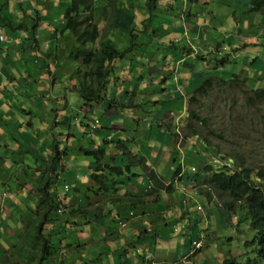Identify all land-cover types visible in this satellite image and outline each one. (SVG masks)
I'll return each mask as SVG.
<instances>
[{
  "label": "rangeland",
  "instance_id": "374dc122",
  "mask_svg": "<svg viewBox=\"0 0 264 264\" xmlns=\"http://www.w3.org/2000/svg\"><path fill=\"white\" fill-rule=\"evenodd\" d=\"M53 1L55 0H51V2ZM222 1L224 2L223 6L220 5L221 0H205L204 2L208 3L207 7L203 8L204 4H201L200 8L203 9H196L195 6L191 10H189L190 6H188V4H190V0H154V8L152 9L148 8L145 4L148 0H138V2L145 4V8L137 7L133 11L131 5L125 9L122 6H118L121 7L124 13L123 15H127L118 16L117 19L120 22V24L117 22V26L119 27L118 37L120 38V40H118L119 48L122 50L125 44V50H127L130 41L131 46L134 44H137L138 46V49L132 46V48L136 51H127L124 55L125 59H123L121 63L128 66V61H132L137 57L133 66H137L138 62L142 61V63L148 62L150 67H156V69H152L155 71V82L147 85V91L144 92L137 90L136 92L137 97H144V99L141 100L140 106L137 107L138 111L137 109L136 111L133 109L125 110V113L122 114H124L123 118L127 120L126 123L121 122L120 117H116L114 119L115 124L119 125L121 122V125L126 127V130L128 131L126 134L128 135L123 133L121 135H123L126 139L129 137V144L132 146L134 144L137 152H142V154H146V156L151 154H154L155 156L159 151L164 150L163 153L166 152V155H168V153L171 154V147L173 145V150L178 148H182L183 152L186 148L189 150V154L185 157L184 162V166L188 168H191L192 166L199 167L202 164L201 156L205 157L206 161L210 164H214V162L215 164H220L217 163V159L225 164L228 155H233V162L236 164L249 165L253 167L261 166L264 169V123L262 122L264 117V101L257 102L254 106H251L248 99L254 95L250 92V80L245 83L241 82L243 77L247 76L251 79H257L260 73L256 72L262 71L263 65L254 64L249 70V60L247 61L249 57L245 56L244 53H232L229 49H235L236 46L232 43L231 46L227 45L228 42H233L234 39L240 38V35L245 41L246 39L247 41H254L256 38L260 39L257 37V34H264V31L256 29L261 26L260 22L264 17H260V15L256 13H246V10H243L244 15L242 14L240 17L237 16L234 21V11H239V8L242 6L251 8L252 5L249 6L246 3L244 4L245 0ZM4 2H6V0ZM132 2L134 3V0H132ZM249 2L251 4L252 0H249ZM97 3H99V1ZM236 3H239L241 6L235 8ZM66 4V2L58 4V8L53 10L52 13L63 15L64 9L68 5ZM103 5H105V3ZM7 7L8 6L5 5L4 9L7 10ZM173 7L174 10L170 11ZM188 11H192V17L189 19L187 17L186 19ZM214 11H217V24L214 19L212 20L214 24L210 19L211 13ZM11 12L12 13L10 14L18 13L13 9ZM44 16L46 15L44 14ZM182 17L185 20L181 21ZM115 19L116 17L114 16L112 9H108L103 16L101 15L98 17V22L101 24L102 34L105 35L106 38L108 32H116L115 28L112 27L110 31L108 28L109 24L112 26V24L116 21ZM11 21L12 23H15L14 20ZM42 23H46V20H43ZM130 24L131 28L134 30L131 32L138 37L136 39L129 35V31L131 29L129 26ZM30 26L33 28V24ZM231 26H236L238 30L241 29L242 33L237 30H227ZM182 30L185 31V35L181 33ZM6 31L11 34L21 33V31L16 32L11 30L9 26H5L3 28L4 35ZM252 34H255V37L251 38ZM232 35H234V38H232ZM38 36L39 45L49 42L45 32H40ZM153 37L166 40L164 42L166 44H154ZM124 38L125 40H123ZM127 38H130V40L127 41ZM173 38H175L173 43L175 46L171 47L170 43ZM218 42H223L226 48H228L222 52H226L229 57L231 56V59L229 60L230 63L223 67H221L220 64H217L218 60L221 58L219 57V51H217L218 53L213 51ZM29 43L30 44L22 46V53L28 52V48L34 45V43ZM49 43H51V41ZM160 43L163 42L161 41ZM259 43L260 42H257V44ZM51 46H55L54 41ZM60 46L61 45H59V47ZM183 47H192L193 53H191V55H187L185 53L186 51H184L185 48ZM42 49L47 52L46 46L42 45ZM70 51L71 50H68L69 54ZM262 51L263 50H261V53ZM14 52H16L15 49L10 51V53ZM151 53L157 54L159 57L157 59L151 58ZM69 54L68 57L66 56L63 59V56L58 53V58L52 59L51 57L49 59L50 64L47 62L46 58L42 57V60L35 59V61H40L42 65H40V63L33 62L31 65L28 64L29 70L27 69V63L23 61L17 62L15 65L12 63L9 64L8 62H2L0 63V69H6L8 65H14V69L16 71H31L32 82L28 87H36L37 85H40V83H38V78L40 74H44V81L41 78L39 79L43 81L44 85L37 89L40 92L37 97L34 96V94H36L35 91L30 92V90H28L25 103L20 104L16 111L17 116L10 119L11 124L8 125L9 130H13L16 126L19 127L20 125H23V127H20L19 130L24 131L23 133L26 134L30 132L31 135H28V137H31L32 139L31 141L28 139L23 141L22 137L20 138L21 145H16L15 152L17 155L14 157V160L20 161V156L24 155L26 150H29V146L33 149V153L37 154L39 157L42 156V153L45 154L46 150L50 153L53 151L55 153V147H58L62 153L65 151L69 152V149H71L69 157H62L61 162L65 165L61 168V171L59 170V173H47L50 168V165L48 164L49 162L46 165L44 163L41 164L45 165L44 175H46V178L50 179L49 184L51 185V188L54 189V195L57 194V197H60L59 200L67 205L73 204L78 206L85 202L84 199L86 197L84 195L79 196V191L82 188L84 189V193H86V186H89L86 184L90 180L87 176L93 168V159L86 157L81 149L84 148L86 150H91V142L93 141L104 145L105 139L110 137L111 134L115 135L113 130L117 129H102L101 126L107 118L102 114L103 108H100V104L99 106L95 104L94 109L87 113L82 111L83 102L80 96L77 93H74L73 90L78 87L80 88V86L85 83L86 80L83 74L87 68L82 67L79 64H74V61L70 59ZM203 54V57L198 58L199 55ZM38 56H40L39 53ZM164 56L165 58L169 57L167 61L163 59ZM250 58H253V56H250ZM175 60L177 61V64ZM261 62L264 63V59H261ZM216 64L217 67L214 68ZM126 65H121V67L125 68ZM76 69H80L82 74L78 77H71L70 80V76ZM38 70H40V74L36 76ZM251 72L253 73L251 74ZM235 73L239 75V78L241 77V81L238 82V85L230 87L228 82L229 80H232V76ZM129 76H131V74L128 75V77ZM260 76L263 77L264 74ZM13 77L17 78L15 76ZM26 78L27 77L23 76L22 78H17L16 81L14 80L15 86H24ZM209 79H211L210 81L213 83L212 89L207 90L205 94L195 95L192 92L197 84L202 85L203 82ZM219 79H223L228 82L225 85H216V82H218ZM132 80L133 79L131 77L130 82ZM8 83L9 82L7 81L4 85L7 87L9 86ZM259 83H261L260 85L264 87V81ZM116 85L117 83L113 78L108 85L109 94L112 92L111 96H114ZM129 87H131L130 84ZM11 88L13 89V86H11ZM169 88H172L173 90L176 88V90L180 91L182 97L184 96V98L186 97L189 99L194 97L195 100L192 104L188 102L187 111L184 110L183 112H180L177 107H174V103H172L173 105H170L171 108H164L166 113L170 111V114L175 117V120H173L174 122L170 125L174 133L179 132L175 143L170 142V133L167 130L161 131L156 127V123L155 126H153V131L151 133L148 132V129L145 134L143 133L146 131L143 128L149 127L147 120H150L151 116L147 112L144 113L142 111H146L149 105L151 111L159 110L162 102H164V106L169 105L166 103L168 97H165V95H167L166 90H169ZM14 92L17 97L19 96L18 98L20 100L22 98V94H19L16 90ZM129 93L130 92L128 91L123 92L122 94L121 91V93L117 95L116 100H121L123 97L126 99L129 96ZM170 99L172 100V98ZM177 103L180 106L179 100H177ZM183 104L184 106L186 105L185 102ZM183 104H181V106ZM190 112L196 113L199 117L209 120L210 127H197V133L199 134L197 135V138L190 136L191 133L187 127ZM122 114L120 113V115ZM131 115L133 117H138V122L140 123L139 127H141L140 129H136L137 126L134 128ZM95 118H98L96 120H99L100 126H97V130L92 132L91 127ZM158 118H160L161 121L163 120L162 115H159ZM167 121L170 122L169 120ZM210 129L213 133L210 132ZM158 132L161 133L159 134V137L157 136ZM214 132L219 136L218 139L215 138ZM185 135L190 136L194 140L184 139ZM16 136L17 135L15 134L12 135L11 139L14 140ZM166 137H168V140L165 139ZM149 138L153 141V143L151 142L148 144ZM172 140L173 139H171V141ZM200 142L209 150V152H200V150L204 147L203 145H200ZM11 144L13 145L12 142ZM24 144L28 145V147H25ZM39 146H41L40 149L36 151ZM103 147L105 149L108 148L110 151V148L106 145ZM216 150L218 152H216ZM219 157H224V162L220 160ZM174 159L175 158H171L170 163L173 162ZM48 160L49 159L47 158L46 161ZM8 162L12 163V159H8ZM163 164L164 161L161 155L155 163V166L158 167V170L163 172V177L166 175L168 178H171L174 172L169 171V168H164ZM21 166L23 167L21 168ZM2 167L3 165L1 164V168ZM38 167V164L33 165L31 161H29V164L24 163L23 165H7V168L12 170V172L7 173V177H3L0 174V182L4 179L8 182V185H5L4 187L2 185L0 186V192L5 193L13 191L14 196L19 200L25 196L26 190L32 191L31 196H37L38 193L36 185H27V179H31L30 170H34L35 168L37 169ZM21 169L24 170L28 176L22 174ZM189 174H191L190 171ZM58 175L59 179L56 177ZM203 175V172H199L198 180L192 183V185H196L197 191L201 190L197 185H203L201 184L204 179L201 178ZM146 179L150 182L148 177H146ZM80 180L82 185H78V181ZM171 186H175L176 191L179 189L178 185ZM147 187L148 186L146 185L144 188L146 189ZM153 188H151L146 195L141 193L144 198L139 199V202H137V204L140 205L132 207L135 214L134 218L130 220L127 225L124 224L126 226H123L119 230L118 234L120 235V238H118V241L121 243L122 247H125L127 240H129L128 233L135 232V236H137V234L142 236V234L146 235L149 234V231H151V238H149L148 242L144 246L150 248L153 261L157 264H181V254L184 245L187 243L189 245L186 251L188 256L190 255L193 246L191 247L190 245V237H186L185 229H180L178 233H174V231H176V228H179L180 225H183L184 223L187 224V221L189 220L191 224L194 225V238L191 239V242L198 241L202 244L206 243L205 245H202L200 248L201 251L197 253L195 258H192V261L189 264H217V258L220 257L221 259L223 255L239 254L237 250H240V246L244 242L243 240L245 236H251V233L246 230L244 225L240 226L239 231L241 232H238L237 228L233 227L231 217L228 216V212L225 210H222V212L219 211L221 221L218 226L214 227L213 221L218 219L214 216V214L212 216L213 219L208 217L206 221V214L212 211V208L217 209L221 207L223 204L221 200L227 201L225 197L223 199H217L213 193L212 197H214V205L212 207L206 199V196L202 194H200L202 196H190V198L188 197L185 199L184 194L188 195L187 192H182V195H178L176 192L175 199L177 204H180L179 201H183V205L187 213L185 215L186 220L180 221L177 215H174L170 219V213L173 211V209H170L173 206V200L171 197L163 194L159 197L158 201L153 203V196L151 200V195H147L150 192L151 194H154L152 190ZM180 188L182 191L183 188ZM117 193L120 195H128L125 193L123 194V190L120 186H118ZM54 195V199H58L55 198ZM32 202H34L33 199ZM197 207H200L201 211L198 212L196 210ZM111 209L113 213L119 212L120 207L114 204V206H111ZM5 210L7 212V209L4 205H2L0 207V221ZM148 211H150V214L147 213ZM177 214L181 219H184V215L180 214L179 210L177 211ZM124 217L127 218V215H124ZM76 220L80 222L79 219ZM113 220L117 222V218L114 216L106 218L105 223L108 230L112 228L116 229L117 225L111 222ZM151 227L154 228L151 229ZM146 228L147 230H145ZM207 229H212L210 232L211 239L209 240V244L204 238V234ZM137 230L138 232L136 233ZM1 232L5 233L3 230ZM54 232H56V230H54ZM76 235L80 237L81 245H84V249L74 254L75 257L73 255H65L60 251L58 253L59 255L61 254L65 256L71 264H79L84 258H86L85 260H93L95 259L96 254H101L103 255L102 264H111L106 260V258L107 256H112V242L98 243L95 241L92 243L90 236H86V231L77 233ZM106 236L107 234L105 233L102 235V238L105 241H108L105 239ZM94 238H98V235L94 236ZM10 241L11 239L1 237L0 235V247L6 249L7 251L10 250L11 252L12 246L10 245ZM70 243L71 239L62 238L59 249H64L63 252H66L69 250L67 247ZM56 246L57 245H55V247ZM174 253L176 254L175 260L172 259Z\"/></svg>",
  "mask_w": 264,
  "mask_h": 264
},
{
  "label": "trees",
  "instance_id": "16d2710c",
  "mask_svg": "<svg viewBox=\"0 0 264 264\" xmlns=\"http://www.w3.org/2000/svg\"><path fill=\"white\" fill-rule=\"evenodd\" d=\"M98 1L99 3H97ZM153 1L154 0H148L146 3L148 8L152 9L154 7ZM192 1L193 0H190V2ZM245 1L244 4L246 3L249 6L252 5L251 8L249 7L246 13L257 12L256 14H259L260 17H264V0H252L251 4L249 0V3ZM122 2L123 0H69V4L64 9L62 17L63 28L59 31V33H68L70 36H72L76 44L71 48L69 57L75 60L80 66L87 68L83 74L86 80L85 83H83L80 88L78 87L73 90L74 93H77L80 96L83 102L82 108L86 113L94 109L95 104L97 106L100 104V108L105 107V109H103V115H105V112L113 111L115 112L116 116V112H122L127 108H137L140 106L141 100L144 99V97L141 96L137 97V90L145 92L148 89L147 85L149 83L155 82V71L152 69H156V67H150L148 62L142 63V61H139L137 66H133L134 62L137 60V57L134 56L136 59L132 61L129 60L128 66L121 63V61L125 59L124 55L127 51H136L132 48V46L138 49L137 44L132 46L130 45L131 47L129 46L127 50H125L124 45L123 49L120 50L118 44V40H120V38L118 35H113V38L109 39L108 36L106 38L105 35L102 34L98 17L101 15L103 16L108 9H112L114 16L116 17V21L114 22L115 25H117V22L120 24V22L117 20L118 16H127L126 14L123 15L124 13L121 7H118L121 6ZM104 3L105 5H103ZM1 7L2 6H0V8ZM131 7L133 8V5H131ZM234 14V19H236L237 16H241V14L237 15L236 11H234ZM34 19L35 21L33 28L30 27L32 32L36 30V21L39 20L38 17H33V20ZM8 22L11 21H8V19H4L0 16V50L3 48L2 45H4L6 42L8 43L7 36H5L6 32L5 35L3 34V28L6 25L8 26ZM260 25L261 26H259V28L256 30L260 29L264 31V18H262ZM129 26L131 28V24ZM19 27H21V25ZM115 29L117 32L119 31L117 30V27ZM227 30H237L242 33L241 29L238 30L236 26H231ZM131 31H134L133 28L130 29L129 35L133 36L132 38L134 39L138 38L137 35ZM255 34H252L251 38L255 37ZM257 37L260 39L256 38L254 41H247L245 38V41L240 35V38L234 39L233 42H228L227 45L231 46L232 43L236 46L235 49H229L232 53H244L245 56L249 57V59H247V61L249 60V70L254 64L263 65L262 71L256 72L260 73L258 78L251 79L247 76L243 77V80L241 81V77L239 78V75L235 73L232 76V80H229V82L223 79H219L218 82H216V85L220 86L225 85L228 82L230 87H234L238 85V82L240 81L245 83L250 80V92H252L254 95L248 99L251 106H254L257 102L264 101V87H262L260 85L261 83H259L264 81V76H260L264 74V63L261 62V59H264V34H257ZM232 38H234V35H232ZM174 40L175 38L172 39L171 43H174ZM257 42L260 43L257 44ZM172 47H174V45H172ZM227 49L228 48H226L223 42H218L213 50L215 52L219 51L220 53L219 57H221V60L219 59L217 64H220L221 67L230 63L229 60L231 59V56L229 57L226 52H222ZM261 50H263L262 53ZM184 51H186L185 53L187 55H191V53H193L192 47H185ZM151 54V58L157 59L159 57L157 54ZM203 56L204 54L199 55L198 58ZM250 56H253V58H250ZM168 58L169 57L165 58L164 56L163 59L167 61ZM120 64L126 65V67L122 68ZM217 64L215 67L213 65V67L216 68ZM252 73L253 72H251V74ZM81 74V70L76 69L70 76V79L71 77H78ZM130 74L131 76L128 77ZM131 77L133 80L130 82ZM113 78L117 85L114 96H111L112 92L109 94L108 85ZM210 80L211 79L203 82L202 85L197 84L195 88L192 86L194 88L192 92L195 95L205 94L207 90L213 88V83ZM129 84L131 87H129ZM172 88H169V92L167 95H165V97L169 98H167L166 102L169 105L164 106V102H162L159 110L151 111L149 105L146 111H142L144 113L147 112L150 114L153 120V122H151L152 126H150L148 129L149 133L153 131V126H155L156 123V127L160 130L161 128L163 130L165 128H170L169 131L171 137H177L179 135V132L174 133L171 131L172 127L170 125L174 122L173 120H175V117L170 114V111L168 113L164 111V108H171L170 105L172 103L175 104V108L177 107L178 110L181 109L180 106L182 104V96L180 91L176 90V88L173 90ZM121 91L122 94L123 92H130V103L125 102L126 99H124V97L123 99L121 98V100H116L117 95L120 94ZM170 98H172V100ZM177 100L180 101V106L177 103ZM193 101H195L194 97L190 98L188 102L192 104ZM105 102L107 105H105ZM183 106L184 105L181 107L183 108ZM183 109L187 111V107H184ZM159 115H162V121L160 118H158ZM96 119L98 118H95V121ZM95 121L91 127L92 132L97 130V126H100V123L97 124ZM262 122L264 123V117ZM208 126L210 127L209 120L205 118L203 119L196 113L190 112L187 124V127L191 133L190 136L197 138V135H199L197 133V127L208 128ZM210 132L213 133L211 129ZM214 135L215 138L218 139L219 136L215 132ZM190 136L185 135L184 139L194 140ZM151 142L153 143V141L149 138L148 144ZM129 143L130 140L122 136L118 137L117 139H114L112 136L105 139L104 145L110 149L112 147L110 150L112 153L117 152L116 155L113 154L111 156L107 155L110 153L107 152L109 151L108 148L105 149L103 147L104 145L95 143V141L91 142L95 148H91V150H86L84 148L81 149L86 157L93 159V168L87 176L91 181V185L86 187L87 190L91 191L90 193L92 195L89 194L88 196V194H85V202L81 205H67L63 204L61 201H57V199L55 200L53 197L54 189L51 188V185L49 184L50 179L46 178V175H42L40 178H37L35 181L38 193L37 196H31L32 191L26 190L25 196L21 198V200L18 199L19 202H16L14 206L9 205V209L13 210L11 213L16 216V225L20 224L22 231L21 235H16L13 238H7L11 239L10 245L12 246V251H7L4 248L2 250L0 249V264H71V262L67 260L65 256L61 254L59 255L58 253L60 251L65 255L74 256V254L82 251L84 249V245H81L80 237L76 234L83 231H86V236L89 235L90 237L93 233L98 232L99 240L102 242H105L102 238V235L105 233L107 234L105 239L113 243L111 245L112 256H108L106 258L109 263L114 264L113 257L118 255L121 258V264H133V261L135 264H145L143 261L144 257H147L145 256L147 254L142 252V250H144L146 247L144 246L147 243L146 241L151 238H147L151 231L148 232L149 234H142V236L140 234L135 236V233H131V236H129L130 240L127 242V246L130 248L122 247L121 243L118 241V238H120L118 233L121 229V226L124 224L127 225V223L130 222L128 220H132L135 216L132 207H137L136 205H140L137 204V202H139V199L144 198L133 195L130 192L125 193L128 195H120L117 193L118 186L125 183L118 181L117 178L126 176V179L128 180L137 176V173H134L131 170L135 157H131L130 160L128 156H126V152L129 151L131 153L135 149L134 144L132 146ZM200 145L203 144L200 142ZM54 149L56 150L55 153L54 151L51 153L50 162L48 163L50 168L47 173L54 172L52 167H54L57 162L61 161V156H68V151L62 153L58 147H55ZM70 150L71 149H69V152ZM200 152H209V150L204 146ZM216 152L218 151L216 150ZM188 154L189 150L187 148L184 150V152L182 148L171 152L170 158H175L173 163L176 164V167H174L175 174L172 176V179H174L176 175H178L185 167L183 160ZM124 155L126 158L122 159L121 157ZM175 155L178 156L175 157ZM219 159L223 162L225 160L224 157H219ZM233 160L234 156L228 155L225 164L222 162L221 164H210L205 160L204 157H201L202 164L197 170H195L196 173H185V176L181 181L187 180V182L190 181L189 183L192 184L198 180L199 172H203L204 175L201 176V178L204 179L202 180L201 184H203L206 188L195 192L193 196L198 197L200 194L206 196V199L212 205V207L214 205V197H212L213 193L217 199H223L224 197L227 199V201L221 200L223 203L221 207L217 209L212 208V211L206 214V221L208 217L213 219L212 216L214 214V216L218 218L213 221L214 227L218 226L220 224L218 222L220 219L219 211L222 212V210H225L228 212V216L231 217L233 227H236L238 232H241L239 231L240 226L244 225L246 230L251 233L250 237L247 235L245 236L243 240L244 242L240 246V250H237L239 254L234 256L230 254L226 256L223 255V259L220 264H264V169L261 166L253 167L249 165H239L234 163ZM46 162V160H43L42 164H45ZM145 162V157H140L137 162L138 166L141 168L140 175L148 171ZM125 171L130 173L126 175ZM148 176L152 181V185L156 186L154 190H157V192H168L173 190L171 183L165 187L167 184L164 183L165 180L163 178H157L153 173H148ZM4 186L5 185H3V187ZM2 193L3 192H0V196ZM7 193L12 194V196L16 198L13 191L5 192L4 194ZM54 196L57 198V194ZM90 197L92 201H90ZM32 198L34 202H32ZM158 199L159 193H155L154 201H158ZM114 204L118 205L122 211L124 210L126 212L128 210L127 218L121 217L119 212L113 213L111 206H114ZM196 210L199 212L201 211V208L197 207ZM109 216H114L117 218V222L115 220L111 221L117 225L116 229L112 228L108 230L105 220ZM76 219H79L80 222H78ZM186 226L187 228L189 226L190 232H192L194 235V225L191 224L189 220L187 221ZM180 229L182 230V225H180L179 228H176L174 233H178ZM54 230H56V232H54ZM145 230H147V228ZM211 231L212 229L206 230V233L204 234L205 239L210 235ZM0 235L1 237L6 238L2 232ZM62 238L71 239V243L67 247L69 250L66 252H63L64 249H59ZM55 245L57 246L55 247ZM148 254L150 255V253ZM123 255L127 257V263L126 261L125 263L122 262ZM102 257L103 255L96 254V260H85L86 258H84L79 264H102V259L98 260ZM148 264L157 263H152L150 261Z\"/></svg>",
  "mask_w": 264,
  "mask_h": 264
},
{
  "label": "crops",
  "instance_id": "0c3cea01",
  "mask_svg": "<svg viewBox=\"0 0 264 264\" xmlns=\"http://www.w3.org/2000/svg\"><path fill=\"white\" fill-rule=\"evenodd\" d=\"M4 1L5 0H0V6H2V4H3V6L0 8V16L2 18H4V19H8V21L14 20L15 23H12V21L8 22L9 23L8 24L9 28L11 30L16 31V32L17 31H21V33L20 34L19 33L11 34V33L6 31V36H7V39H8V43L6 42L4 45H2L3 48H1V50H0V63L8 62L9 64L12 63V64L15 65L17 62L23 61V62L27 63L26 64L27 65V69L29 70L28 64L31 65V63H33V62L40 63V61H35V59L42 60L43 58H46L47 62L49 63V59L51 57H52V59L58 58V55H57L58 53H59V55L61 54V56H63V59L66 56L68 57V54H69L68 50H71V48L73 46H75V44H76L75 40L68 33H65V34H60L59 33V31L63 28V21H62L63 15L58 14V13L54 14V13H52V11L55 10L56 8H58L57 7L58 4H60L62 2H66L67 4H69V0H55L53 2H51V0H6V2H4ZM204 1L205 0H195V1L193 0L192 2H190V4H188V6H190L189 10L193 9L195 6H196V9L200 8L201 4H204L203 8L207 7L208 3H205ZM247 1L248 0H246L245 2H247ZM126 4H127V6H126ZM145 4H146V2H145ZM145 4H142V3L138 2V0H134V3L132 2V0H123L121 6L122 7L124 6V9H125V8H128L129 5H133V8H132V11H133L137 7L145 8ZM223 4H224V2L221 0L220 5L223 6ZM5 5L8 6L7 10L4 9ZM242 5H244V4H242ZM238 6H241V5H239V3H236L235 8L238 7ZM15 8H17V9H15ZM203 8H200V9H203ZM12 9L16 10L18 13L17 14H10V13H12L11 12ZM239 9L240 10L236 11V13L238 15L239 14L242 15L243 14V10L248 11L249 7L242 6ZM173 10H174V7L170 11H173ZM236 10H238V9H236ZM216 12L217 11H214V12L211 13V18L210 19H211V21L214 19L216 24H217L218 17H217ZM255 13H257V12H255ZM44 14L46 16H44ZM53 15H56V16H53ZM34 16L38 17L39 20L36 21V23H37L36 30L31 32L30 31V27H31L30 25L34 24V20H33ZM190 16H192V11H188L186 19H187V17L189 19ZM43 20H46V23H42ZM183 20H185V19L182 17L181 21H183ZM212 23L214 24L213 21H212ZM113 24L115 25V23H113ZM113 24H112V27L114 28ZM20 25H21V27H19ZM3 26H5V25H3ZM100 27H101V24H100ZM116 27H117V30H119L117 25H115V28ZM108 28H109V31L112 29L111 28V24H109ZM40 32H45L47 37H48V39H49V42L51 41V43L48 42V43H43V44L39 45L38 44V42H39L38 34ZM181 33H183V35H185V31L182 30ZM118 34L119 33L117 31L116 32H112V33L108 32L107 36L109 37V39H112L113 35H118ZM123 40H125V38ZM128 40H130V38H127V41ZM53 41L55 42V46L54 47L51 46ZM161 41L163 43H160ZM165 41L166 40H163L162 38L153 37L154 44L164 45V44H166V43H164ZM29 42H31V44L34 43V45L30 46L28 48L29 49L28 52L22 53V46L25 45V44H30ZM136 42H138V41H136ZM188 42H192V41H188ZM42 45L47 47V49H46L47 52L43 51ZM59 45H61V46L59 47ZM172 45H173V43H170L171 47H172ZM129 46H130V42H129ZM187 46H188V44H187ZM60 48H61V50H60ZM183 48H185V47H183ZM12 49H15L16 52L10 53V51ZM38 53L40 54L41 57L38 56ZM175 54H176V52H175ZM70 59H72V58H70ZM73 61H74V64H78V63H76L75 60H73ZM176 64H177V61H176ZM14 65L13 66L8 65L6 67V69H0V174L3 177H7V173L12 172V170L7 168V165H9V166L11 164H15V165L22 164L23 165L24 163L25 164H29V161H31L33 165H37L38 164L39 167L37 169L35 168L34 170H30L31 179H29V178L27 179L28 180L27 185H35L36 179L40 178L42 175H44L45 165L48 162H50L51 153L48 150H46L45 154L42 153V156L39 157L37 154L33 153V149L31 148V146L28 147V145L24 144V146L28 147L29 150H26L25 154L20 156V158H21L20 161L14 160V157L17 155V153L15 152L16 151V145L17 144H19V146L21 145L20 138L22 137L23 141H25V139H28L29 141H31L32 140L31 137H28V135H31V133L29 132L28 134H26V133H23L24 131L19 130V128L23 127V125H20L19 127L16 126V127L13 128V130H9L8 129V125L11 124L10 119L17 116L16 111H17L18 107L20 106V104L25 103L26 94L28 93V90H30V92L35 91V93H36V94H34L35 97H37L38 93H40L37 89L44 85V83H43L44 74H40V70H38L37 73H36V76H38L40 74V76L38 78V81H39L38 83H40V85H37V86L35 85L36 87H32V86L28 87L30 85V83L32 82L31 81V77H32L31 76V71H28V70L16 71L14 69ZM40 65H42V64L40 63ZM13 76H15L17 78H19V77L22 78L23 76L27 77L25 85L24 86H20V87L15 86L14 80L16 81L17 78H14ZM40 78L43 79V81L39 80ZM7 81L9 82L8 83L9 86L6 87L4 85V83L7 82ZM11 86H13V89L11 88ZM126 86H127V84H126ZM169 87H172V86H169ZM15 90L18 91L19 94H22V96H21L22 98L20 100L18 98L19 96L17 97L16 93L14 92ZM168 92H169V90H166V94ZM130 95L131 94L129 93V96L126 98L125 102H127V103L131 102ZM181 99H182V101H181L182 104L184 102L186 103V105L184 107H187L189 98L182 97ZM180 108H181L179 110L180 112H183L185 110L181 106H180ZM103 109H105V107ZM136 109L137 108H134L133 110L136 111ZM125 110H128V108L125 109ZM125 110H123L122 112H116L117 113L116 116H115V112H113V111L105 112L104 116H106L107 119L105 120V122L102 124L101 127H102V129H105V130L117 129V130H113V132H115V135L111 134V136L113 135L112 137L114 139H117L115 137H121V136L124 137L123 135H121L122 133L123 134L128 133V131L126 130V127L121 125V122H124V123L127 122V120L123 118L124 114H122V113H125ZM82 111L84 112L83 108H82ZM137 111H138V109H137ZM120 113L122 115H120ZM181 115H182V113H181ZM116 117H120L121 118L120 125L114 123V119ZM131 117H132V121H133L132 124L134 125V128H135V126H137L136 129H140L141 127H139L140 123L138 122V120H139L138 117H133L132 115H131ZM154 120H155V118H154ZM147 122H148L149 127L152 126V123H151V122H153L152 117L150 118V120H147ZM149 127L148 128H146V127L143 128L144 130H146L145 132H143L144 134L147 132V129H149ZM169 129L165 128L164 130H167L170 133ZM162 130L163 129H161V131ZM14 134L17 135V136H16V138L14 140H12L11 136L14 135ZM159 134H161V133L158 132V134H157L158 137H159ZM126 135H128V134H126ZM6 137H8V138H6ZM170 138L173 139L172 141L170 139V142H174L175 143L176 137L172 136ZM128 139H129V137H128ZM165 139L168 140V137H166ZM11 142L13 143V145L11 144ZM40 147L41 146H39V148H37L36 151L39 150ZM172 147H174V146L172 145ZM172 147H171V151L174 152ZM91 148L93 149V148H95V146L92 145ZM111 149H112V147H111ZM107 152L108 153L110 152L109 154H107L109 156H111L113 154H115V155L117 154V152H115V153L114 152L112 153L111 151H107ZM163 152H164V150L163 151L161 150L155 156H154V154L146 156V154L144 155V154H142V152H137L136 149H134V151H132L131 153L129 151L126 152V156H128V158L130 160H131V157H135V159L133 160V164H132V168L133 169L131 168V170L134 173H137V176L134 177V178L128 179V180L126 179V176H125V177L117 178V180L125 182L124 184L120 185V187L123 190V194L126 193V192H130L133 195L141 196V197H143L141 195V193L146 195V193L149 190H151V188H153L155 186V185H152V181H151L150 177L148 176V173L155 174V176L157 178H163L165 180L164 183L167 184V185L170 184V183H171V185H178L179 189H177V191H176L175 186H173V190L172 191L170 190L168 192H162V191L157 192V190H154L155 189V187H154L152 189L154 194L151 195V192H150L147 195H151V200H152V196H153V203L156 202V201H154L155 193H159V197H161L163 194H166L168 197H171L172 200H173V206L170 209H173V211L170 213V219L174 215H177V217L180 219V221L181 220H186V217H185V215L187 214L186 213V209H185V207L183 205V201L182 202L179 201L180 204H177L176 199H175L176 192H177L178 195H182L183 194L182 192H185V193L187 192L188 195L184 194L185 199H187L188 197L190 198V196L193 197L194 193L198 192L196 190V185H192L191 183L187 182V180L181 181L182 178L185 176V173H187V172H182L181 171L178 175H176V177L174 179H172V177L168 178V176H166V175L163 177V172L161 170H158L157 169L158 167L155 166V163L158 161V159L161 157V155H162L163 161H164V164H163L164 168H166V169L169 168V171H173L174 174H175L174 167H176V164H174L173 162L170 163V159H171L170 155L171 154L168 153V155H169V158H168V155H166V152L165 153H163ZM69 154H70V152H68V156H61V159H62V157L63 158L69 157ZM126 156L124 155L121 158L124 159V158H126ZM177 156L178 155H175V157H177ZM140 157H145V159H146L145 165L148 168V171L143 173V174H141V175H140L141 168L137 164V162H138ZM10 158L12 159V163L8 162V159H10ZM47 158L49 160L45 163V165H42L41 164L42 161L44 159L46 160ZM183 162H185V159L183 160ZM122 163H123V161H122ZM1 164L3 165L2 168H1ZM64 165L65 164H63L60 161V162H57V164H55L54 167H52V169H54V172H58L59 173V170L61 171V168H63ZM26 166H29V165H26ZM22 167L23 166H21V168ZM192 167H195V166H192ZM184 169L185 170L187 169L186 171L189 172L190 168L188 169V167H184L182 170H184ZM21 173L26 175V176H28V174H26L25 171L22 170V169H21ZM129 173L130 172L125 171L126 175L129 174ZM56 177L59 179V175L56 176ZM146 177L149 178L150 182L146 179ZM78 182H79L78 185H82L81 180L78 181ZM1 185L2 186L3 185H8L7 180L4 179L2 182H0V186ZM86 185H91V181L89 180V182ZM126 185H128V186H126ZM146 185L148 187L145 189L144 187ZM167 185H165V186H167ZM197 186H199L200 189L202 188V186H200V185H197ZM180 187L183 188L182 191L180 190L181 189ZM185 187H186L187 190L185 189ZM85 190H86V193H84V189L81 188L80 191H79V196H83L84 195L86 197L85 194H88V196H89V194L92 195L90 193L91 191H89L87 189H85ZM91 197H90V201H92ZM57 198H58V201H61V200H59L60 197H57ZM16 202H19V200H18V198H14L12 196V194H9V193L4 194V193H2V195L0 196V207L2 205H4V207L7 209V212H6V210L4 211V213L2 215V218H1V221H0V234H1V231L3 230L5 233H2V234L3 235L5 234V236L7 238H13L16 235H21V231H22V229L20 227L21 225L20 224L16 225V222H17L16 216L11 213V211H13V210L9 209V205L14 206V204ZM62 203L66 204L64 202H62ZM176 210L177 211L179 210L180 214L184 215V219H181L178 216ZM119 213H120L121 217H124V215H128V210L126 212L124 210L123 211L120 210ZM147 213L150 214V211H148ZM220 217H221V215H220ZM130 220H128V221H130ZM220 221L221 220L219 219L218 222H220ZM123 226H126V225H122L121 228ZM185 226H186V224L184 223L182 225V227H183L182 230H184V229L186 230L185 231L186 237L187 236L190 237V245L192 247L193 245L191 244V239L194 238V235L192 234V232H190L189 226H188V228H187V226L185 228ZM153 228L154 227H151V229H153ZM188 231H189V233H187ZM137 232H138V230L136 231V233ZM131 233H135V232H131ZM131 233H129L128 235L131 236ZM96 235H98V238L95 239L94 236H96ZM143 235H145V234H143ZM210 235H211V233H210ZM209 236H208V239H209ZM149 237H151V236L150 235L147 236V238H149ZM128 238L130 240V237H128ZM147 238H146V240H147ZM90 239H91L92 243H94L95 241H97L98 243L102 242V241L99 240L98 232L93 233L92 236L90 237ZM210 239H211V236H210ZM129 240H127V242H129ZM105 242H109V241H105ZM146 242H148V240ZM188 246L189 245L187 243L186 245H184V248L182 250V254H181L182 260L180 261L181 264H189V261L191 259L190 255H191V252L193 250V247H192V250L190 252V255L188 256V254H186ZM125 247H129V246H127V243L125 244ZM0 249L2 250L3 248L0 247ZM175 251H177V250H175ZM142 252L146 253L147 255H149L148 253H150V255H151L150 248L147 247V246L144 248V250H142ZM150 255H149V260L153 261V257H152V255L151 256ZM175 255L176 254L174 253V256L172 258L174 260L176 259ZM74 257H75V255H74ZM101 259L102 258H99L98 260H101ZM94 260H96V258ZM125 261L127 263V257H125L123 255L122 256V262L125 263ZM143 262H145V261H143ZM113 263L114 264H121V258L118 255H115L113 257ZM133 264H135L134 261H133ZM145 264H148V262H145Z\"/></svg>",
  "mask_w": 264,
  "mask_h": 264
},
{
  "label": "clouds",
  "instance_id": "9594fccd",
  "mask_svg": "<svg viewBox=\"0 0 264 264\" xmlns=\"http://www.w3.org/2000/svg\"><path fill=\"white\" fill-rule=\"evenodd\" d=\"M147 3V2H146ZM147 5V4H146ZM154 8V7H153ZM179 149V148H178ZM201 157H203V156H201ZM205 158V157H204ZM206 160V159H205ZM215 163V162H214ZM217 163H220L221 164V162L219 161V160H217ZM189 169V168H188ZM198 169V167H192V168H190L189 169V171H190V173L191 174H193V173H196L195 172V170H197ZM187 170V169H186ZM185 169L184 170H182L183 172H187V173H189L188 171H186ZM168 186V185H167ZM200 186H202V188L201 189H203L205 186L204 185H200ZM166 187V186H165ZM206 188V187H205ZM57 201H58V199H57ZM183 228V227H182ZM211 236V235H210ZM210 236H209V239H208V237L205 239L206 241H207V243L209 244V240H210ZM192 243V245H193V250H192V252H191V255H190V261H189V263L192 261V258L194 257H196V255H197V253L198 252H200L201 251V247H202V245H205L206 243H204V244H202L201 242H191ZM145 256H147V257H144V261L145 262H150L151 260H149V255H145ZM234 256V255H233ZM222 259H223V257L220 259V257L219 258H217V264H220L221 263V261H222ZM152 263L154 262V261H151ZM155 263V262H154Z\"/></svg>",
  "mask_w": 264,
  "mask_h": 264
},
{
  "label": "built area",
  "instance_id": "2783aa9c",
  "mask_svg": "<svg viewBox=\"0 0 264 264\" xmlns=\"http://www.w3.org/2000/svg\"><path fill=\"white\" fill-rule=\"evenodd\" d=\"M95 123L99 124V120H96Z\"/></svg>",
  "mask_w": 264,
  "mask_h": 264
}]
</instances>
